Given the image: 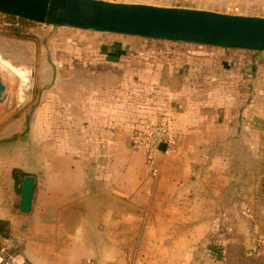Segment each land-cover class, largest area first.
Instances as JSON below:
<instances>
[{
    "label": "crops",
    "instance_id": "crops-1",
    "mask_svg": "<svg viewBox=\"0 0 264 264\" xmlns=\"http://www.w3.org/2000/svg\"><path fill=\"white\" fill-rule=\"evenodd\" d=\"M114 97L106 91L90 100L89 129L73 151L63 148L39 170L5 164L12 200L0 199V220L10 223L11 244L30 264H264V165L249 161L264 154V125L253 114L177 116L176 143L148 165ZM188 98L181 104L192 106ZM253 99L248 110L257 107ZM205 105L213 104L194 107ZM246 135L249 145L234 146L230 162L221 142ZM14 168L37 180L27 213Z\"/></svg>",
    "mask_w": 264,
    "mask_h": 264
},
{
    "label": "rangeland",
    "instance_id": "rangeland-1",
    "mask_svg": "<svg viewBox=\"0 0 264 264\" xmlns=\"http://www.w3.org/2000/svg\"><path fill=\"white\" fill-rule=\"evenodd\" d=\"M108 1L264 17V0ZM3 25L0 17V72L7 87V97L0 104V199L12 200L2 170L5 164L39 170L63 148L73 151L75 137L89 129L84 119L91 112L90 100L106 91L115 95L116 111L124 113L126 136L133 148L144 152L148 165H154L157 155L176 143L174 126L181 121L177 116L190 122L194 112L217 117L253 114L258 126L264 125V52L149 42L135 36L41 23L32 28L35 38L27 40L3 34ZM136 72L142 79L135 77ZM250 81H255L254 95L248 90ZM188 94L193 107L181 104ZM248 96L251 101L258 100L254 110H248ZM205 100L213 105L201 107L203 112L195 110ZM162 124L170 126L171 135L151 161L147 149L136 146L132 137L144 132L147 125ZM250 139L247 135L227 139L220 146L225 147V157L231 162L236 152L232 148L249 145ZM249 161L264 165V154H252ZM0 242V254L3 248L15 252L10 238L0 235Z\"/></svg>",
    "mask_w": 264,
    "mask_h": 264
},
{
    "label": "water",
    "instance_id": "water-1",
    "mask_svg": "<svg viewBox=\"0 0 264 264\" xmlns=\"http://www.w3.org/2000/svg\"><path fill=\"white\" fill-rule=\"evenodd\" d=\"M0 13L53 27L264 52V17L259 16L108 0H0ZM6 97L0 72V104ZM36 184L34 175L23 178L20 211H31Z\"/></svg>",
    "mask_w": 264,
    "mask_h": 264
},
{
    "label": "trees",
    "instance_id": "trees-1",
    "mask_svg": "<svg viewBox=\"0 0 264 264\" xmlns=\"http://www.w3.org/2000/svg\"><path fill=\"white\" fill-rule=\"evenodd\" d=\"M0 17H1V22L4 24L3 28L1 29V32L5 35H8L10 37H15L18 39H34L35 38V34L32 33V28L35 25H38L39 23L35 22V21H31L22 17H17V16H13V15H6V14H1L0 13ZM138 37V36H135ZM139 38H143V37H139ZM149 42H167L166 40H162V39H150V38H143ZM169 42V41H168ZM177 42V41H174ZM181 44H189V45H200V44H195V43H187V42H178ZM209 47H220V46H211V45H206ZM220 48H224V49H228V50H244L246 52H257L255 50H247V49H237V48H232V47H220ZM251 75L250 73H245V76H249ZM249 85V84H248ZM245 101L246 104H249L251 102V97H245ZM13 178L15 180V185H20L22 183V180L24 178L25 175H27V173L19 168H14L13 169ZM21 189V187H20ZM0 235L1 237L4 238H11V230H10V223L8 220H0ZM218 245V244H217ZM16 248L14 251H21L22 249H18V246L21 245H15ZM219 246V245H218ZM0 247H1V242H0ZM22 248V246L20 247Z\"/></svg>",
    "mask_w": 264,
    "mask_h": 264
},
{
    "label": "built area",
    "instance_id": "built-area-1",
    "mask_svg": "<svg viewBox=\"0 0 264 264\" xmlns=\"http://www.w3.org/2000/svg\"><path fill=\"white\" fill-rule=\"evenodd\" d=\"M170 135L171 128L168 124L147 125L144 132L133 135L132 141L138 147L144 146L149 159L153 161L157 150L169 141ZM22 252L21 250L9 253L6 252V248H3L0 254V264H30Z\"/></svg>",
    "mask_w": 264,
    "mask_h": 264
},
{
    "label": "bare ground",
    "instance_id": "bare-ground-1",
    "mask_svg": "<svg viewBox=\"0 0 264 264\" xmlns=\"http://www.w3.org/2000/svg\"><path fill=\"white\" fill-rule=\"evenodd\" d=\"M1 71V70H0ZM11 100V99H10ZM13 101H14V99H13ZM13 101H12V103H13ZM9 104H10V106H11V102H8Z\"/></svg>",
    "mask_w": 264,
    "mask_h": 264
}]
</instances>
